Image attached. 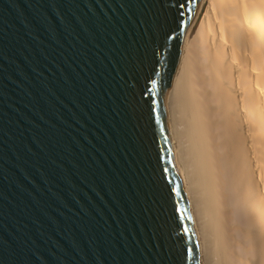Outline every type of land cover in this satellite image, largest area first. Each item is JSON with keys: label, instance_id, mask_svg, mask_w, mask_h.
<instances>
[{"label": "water", "instance_id": "1", "mask_svg": "<svg viewBox=\"0 0 264 264\" xmlns=\"http://www.w3.org/2000/svg\"><path fill=\"white\" fill-rule=\"evenodd\" d=\"M204 0H0V264H206L169 97Z\"/></svg>", "mask_w": 264, "mask_h": 264}, {"label": "bare ground", "instance_id": "2", "mask_svg": "<svg viewBox=\"0 0 264 264\" xmlns=\"http://www.w3.org/2000/svg\"><path fill=\"white\" fill-rule=\"evenodd\" d=\"M169 110L206 264H264V0H204Z\"/></svg>", "mask_w": 264, "mask_h": 264}]
</instances>
